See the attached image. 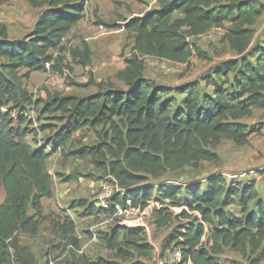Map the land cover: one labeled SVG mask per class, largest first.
Masks as SVG:
<instances>
[{"label": "trees", "instance_id": "16d2710c", "mask_svg": "<svg viewBox=\"0 0 264 264\" xmlns=\"http://www.w3.org/2000/svg\"><path fill=\"white\" fill-rule=\"evenodd\" d=\"M8 1L0 0V7ZM25 1L40 9L26 37L11 40L7 27L0 24V60L4 61L0 64V185L5 191L0 203V264H30L21 253L18 236L40 231L42 200L54 194L47 162L60 149L65 159L92 157L97 168L117 181L123 192L115 194L111 206L102 210L115 213L114 204L125 205L127 200L136 207H148L154 190L145 185L148 179L160 180L169 172L213 161L217 155L212 148L221 141L244 146L252 133L264 130V122L258 127L242 122L254 111H264V42L255 44L254 30L264 15V4L259 0L163 2L160 8L124 22L123 28L134 43L132 56L116 75L125 88L101 83L95 84L98 92L92 96L48 92L39 100L24 86L23 81L31 74L49 67L59 74L71 71L64 65L67 54L75 65H91L92 51L87 43L70 49L63 46L84 20L88 0ZM227 24L225 40L236 57L203 78L204 87L211 92L199 81L170 87L144 77L146 57L181 65L189 64L195 54L207 59L194 41ZM20 70L25 74L20 76ZM30 107H42L44 115H59L57 119L63 123L47 141L52 152L28 143ZM84 129L94 131L98 143L66 153L74 135ZM205 181L206 189L195 183L157 187L161 208L155 213V224L159 228L173 224L170 207L182 209L177 217L187 221L180 224L166 247L181 249L193 264H220L218 257L227 250L250 264L263 263L264 200L259 198L255 183L227 184L225 176L219 174ZM229 197L257 201L256 209L244 205L240 216L229 213L225 209ZM89 207L93 210L92 205ZM75 230L74 222L66 218L61 232L76 242L72 238ZM139 236L140 229L117 227L106 242L123 264H149L135 257L136 252L150 257L152 247L126 241ZM99 264L120 263L102 259Z\"/></svg>", "mask_w": 264, "mask_h": 264}, {"label": "rangeland", "instance_id": "374dc122", "mask_svg": "<svg viewBox=\"0 0 264 264\" xmlns=\"http://www.w3.org/2000/svg\"><path fill=\"white\" fill-rule=\"evenodd\" d=\"M168 1L170 0H88L84 20L66 37L63 46L70 49L87 43L92 51L91 65L86 68L75 65L67 54L64 65L71 71L65 70L63 74H59L49 67L45 72L31 74L23 81L24 86L35 100L45 99L48 92L63 96H92L98 92L95 84L101 83H114L125 88L122 82L116 80V75L125 68V60L132 56L134 43L131 35L123 28L124 22L142 16L148 10L158 9L163 2ZM259 1L262 4L264 2ZM39 15L40 9L32 8L25 0H9L0 7V24L7 27L11 40H20L32 31ZM254 30L255 44L264 42V15L254 26ZM194 43L207 59L195 54L189 64L181 65L146 57L144 77L156 85L170 87L199 81L208 93L211 92V88L204 87L203 78L213 75L223 62L234 59L236 53L231 50L225 38L214 41L202 38L196 39ZM52 54L57 56L58 52ZM2 63L4 61L0 60V64ZM24 74L25 71L20 70V76ZM171 97L181 99L176 94ZM28 115L31 122L26 126L31 131L28 143L33 148L43 146L47 152H52L47 141L63 125L57 119L59 115H44L42 107H30ZM242 122L249 127H258L264 122V111H254L250 118ZM97 143L95 132L84 129L74 135L73 142L65 152H74ZM212 151L217 155L213 161L189 165L179 172H169L160 180L148 179L145 185L153 187L152 199L148 202L143 218L136 223L138 227L133 228L132 224L123 225L114 212L102 211L106 209L100 200L103 188L114 187L113 177L97 168L92 157L65 159L60 149L47 162V170L53 177L54 194L51 199L45 198L42 202L43 220L40 231L37 235L21 233L18 236L22 255L30 264H99L102 259L123 264L116 257V252L108 247L106 238L115 228L124 227L141 230V236L126 241L149 244L152 247L150 257L136 252L135 259L153 264L167 249L166 246L177 234L180 224L187 223L177 217L182 209L170 207L175 217L173 224L168 228H159L155 224V213L161 208L157 200V187L161 184L182 186L195 183L206 189V178L219 174L225 176L227 184L233 181L240 185L255 183L259 198L264 200V130L252 133L244 146L223 140ZM4 199L5 191L0 185V203ZM244 205L249 210H255L257 201L229 197L225 209L240 216ZM66 218L76 226L72 234L76 242L61 232ZM124 241V235L121 234L120 242ZM218 260L220 264H250L230 250L218 257Z\"/></svg>", "mask_w": 264, "mask_h": 264}, {"label": "built area", "instance_id": "2783aa9c", "mask_svg": "<svg viewBox=\"0 0 264 264\" xmlns=\"http://www.w3.org/2000/svg\"><path fill=\"white\" fill-rule=\"evenodd\" d=\"M264 1V0H263ZM264 4V2H263ZM228 33V26L215 27L209 32L198 36L196 39L204 38L207 41H214L216 39H223ZM188 42L192 41V38L187 39ZM232 178V177H231ZM114 187L113 188H103V193L101 195V201L104 203L103 206L107 209L111 206L110 200L117 193H122L123 190L119 187L117 181L113 178ZM109 201V203H108ZM115 217L123 222V225L132 224L133 228L138 227L136 223L140 221L144 214L145 209L141 207H136L130 200H127L125 205L114 204ZM130 227V226H129ZM153 264H193L190 260L184 258L181 249L171 246L167 248L164 253L159 255V258L153 262Z\"/></svg>", "mask_w": 264, "mask_h": 264}, {"label": "crops", "instance_id": "0c3cea01", "mask_svg": "<svg viewBox=\"0 0 264 264\" xmlns=\"http://www.w3.org/2000/svg\"><path fill=\"white\" fill-rule=\"evenodd\" d=\"M43 200H44V199H43ZM43 200H42V202H43ZM2 202H3V201H2ZM2 202H1V203H2ZM42 206H43V203H42Z\"/></svg>", "mask_w": 264, "mask_h": 264}]
</instances>
